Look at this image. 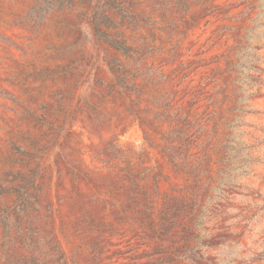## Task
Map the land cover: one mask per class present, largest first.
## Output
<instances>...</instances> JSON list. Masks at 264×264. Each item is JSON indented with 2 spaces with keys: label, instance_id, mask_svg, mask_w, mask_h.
Listing matches in <instances>:
<instances>
[{
  "label": "rangeland",
  "instance_id": "obj_1",
  "mask_svg": "<svg viewBox=\"0 0 264 264\" xmlns=\"http://www.w3.org/2000/svg\"><path fill=\"white\" fill-rule=\"evenodd\" d=\"M0 264H264V0H0Z\"/></svg>",
  "mask_w": 264,
  "mask_h": 264
}]
</instances>
